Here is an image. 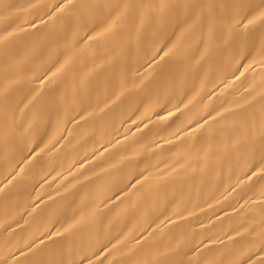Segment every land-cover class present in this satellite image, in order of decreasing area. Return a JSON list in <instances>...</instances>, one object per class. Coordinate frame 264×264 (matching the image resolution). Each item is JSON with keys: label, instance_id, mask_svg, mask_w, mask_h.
<instances>
[{"label": "bare ground", "instance_id": "obj_1", "mask_svg": "<svg viewBox=\"0 0 264 264\" xmlns=\"http://www.w3.org/2000/svg\"><path fill=\"white\" fill-rule=\"evenodd\" d=\"M261 13L0 0V264H264Z\"/></svg>", "mask_w": 264, "mask_h": 264}, {"label": "snow or ice", "instance_id": "obj_2", "mask_svg": "<svg viewBox=\"0 0 264 264\" xmlns=\"http://www.w3.org/2000/svg\"><path fill=\"white\" fill-rule=\"evenodd\" d=\"M257 19H264V13H261L260 17H257ZM253 23V20H248V24ZM245 27H247V24L244 25Z\"/></svg>", "mask_w": 264, "mask_h": 264}]
</instances>
